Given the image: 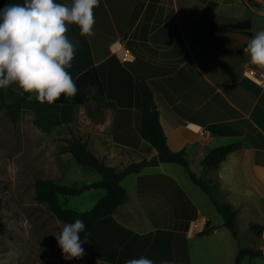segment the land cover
<instances>
[{
    "label": "crops",
    "instance_id": "1",
    "mask_svg": "<svg viewBox=\"0 0 264 264\" xmlns=\"http://www.w3.org/2000/svg\"><path fill=\"white\" fill-rule=\"evenodd\" d=\"M55 2L70 5L72 0ZM9 3L23 5L25 0ZM207 11L211 14L202 19ZM94 12V36H81L75 24L67 26V36L76 48L67 71L75 78L101 65L105 94L99 96L91 87L86 103L58 105L55 112L62 122L49 130L37 125L62 167L59 177L49 178L60 181L69 176L66 163L73 155L62 149L71 131L117 171L134 163L140 167L122 180L127 191L125 201L115 212L100 218L87 240H82L88 255L82 263L126 264L127 260L145 256L154 264H199L193 247L208 239L221 240L230 264H235L244 246L241 232L238 230L239 238L233 236L223 217H217L219 211L210 195L199 185L202 191L196 189L182 165L160 158L156 165L141 164L158 155L138 129L143 81L153 92L170 148L185 150L193 171L216 185V199L239 210L237 227L243 222L257 238L256 244L246 247L262 250L264 256V82L246 75L248 69L260 68L252 65L242 50L256 31L209 32L211 22L232 23L245 18L251 20L253 29L254 20L264 17V3L100 0ZM119 46L130 49V59L120 57ZM9 87L23 91L18 84ZM232 143H238V147L218 167L201 164L212 149ZM161 174L172 177L177 185ZM100 179V173L93 174L85 183ZM73 183L83 184L77 180ZM87 190L96 194L91 205L107 192L105 187ZM194 207L197 217L209 218L208 224L214 227L209 234L188 229ZM251 223L261 225L262 234H255ZM69 263L75 264L71 260Z\"/></svg>",
    "mask_w": 264,
    "mask_h": 264
},
{
    "label": "rangeland",
    "instance_id": "2",
    "mask_svg": "<svg viewBox=\"0 0 264 264\" xmlns=\"http://www.w3.org/2000/svg\"><path fill=\"white\" fill-rule=\"evenodd\" d=\"M255 1L256 0H252ZM258 3V2H257ZM241 7L244 3L241 2ZM251 31L264 30V17L254 20ZM0 89V264H44L53 261L69 263L64 259L55 234L61 232L59 220L36 192V182L40 178L59 177L62 167L57 164L50 141L34 123V110L25 106L17 120L8 111L10 95L2 97ZM69 176L60 183L71 184L77 180L85 183L92 175L99 173L93 168L79 164L72 156L66 163ZM83 180V181H80ZM193 185L202 191L201 188ZM95 192L85 190L81 194L60 196L63 204L76 210H88ZM103 196V195H102ZM100 198V197H99ZM217 217L222 218L220 212ZM238 224V223H237ZM241 242L244 246L256 244V237L239 224ZM224 231L229 233V230ZM252 231L257 234L253 229ZM232 233V231H231ZM259 235V234H257ZM203 239V238H202ZM85 249V246H82ZM80 259H72L75 264L85 263L88 257L84 250ZM193 254L199 264H230L231 258L221 240L195 243ZM204 255V256H203ZM203 256V257H201ZM243 264H264L263 253L245 256Z\"/></svg>",
    "mask_w": 264,
    "mask_h": 264
},
{
    "label": "trees",
    "instance_id": "3",
    "mask_svg": "<svg viewBox=\"0 0 264 264\" xmlns=\"http://www.w3.org/2000/svg\"><path fill=\"white\" fill-rule=\"evenodd\" d=\"M10 6L9 0H0V9ZM211 14L207 11L205 16ZM201 19V20H202ZM252 28V22L249 18L240 19L232 23H216L211 22L209 32H228V31H248ZM104 71L101 65H95L73 78L77 85L78 92L73 98H66L61 95L60 99L54 105L48 103H40L35 99L29 101L28 93L20 92L8 87L2 89V97L10 95L11 99L7 102L8 111L13 120H17L25 106L31 107L36 112L35 124L43 130H49L53 125L58 124L61 119L55 112L58 105L73 103L84 104L89 100V91L91 87H95L99 96H104ZM141 108L139 111L138 129L140 134L153 145L158 152V156L162 162H175L182 165L188 172L191 180L199 185L206 193H208L217 206L218 211L224 219V225L227 226L235 238H239L237 229V220L239 210L229 202H219L214 195L215 184L205 181L191 168L189 155L185 150H172L168 144L163 126L160 122L159 110L155 104L153 92L146 82H141ZM67 144L62 149L63 152H70L75 160L84 166H89L97 170L101 174V179L92 183L85 184H63L53 178H40L36 182V192L39 199L46 202L49 209L56 215L59 220L61 231L63 226L68 223H74L77 218L82 219L86 225L80 238L83 240L94 224L102 217L112 214L125 201L127 196L124 187L123 178L140 167L139 163H134L125 167L122 171H117L112 165L107 164L102 158L97 156L89 147L86 141L71 131V135L64 139ZM238 147V143L223 145L212 149L202 160L204 167L216 168L226 158V156ZM166 179H172L174 185L177 182L167 174H161ZM142 177L140 178V180ZM92 187H105L107 192L101 196L97 202L88 210H76L62 203L60 195L71 196L78 195ZM178 188H180L178 186ZM186 200L191 203L187 198ZM194 217H197V211L194 207ZM257 234H262L263 227L256 223L250 224ZM260 228V229H259ZM214 227L207 226L199 232L200 235L209 234ZM262 254V250L253 247L243 246L239 249L235 264H243L245 256H258ZM189 253H187V259ZM44 264H71L58 262H45Z\"/></svg>",
    "mask_w": 264,
    "mask_h": 264
},
{
    "label": "clouds",
    "instance_id": "4",
    "mask_svg": "<svg viewBox=\"0 0 264 264\" xmlns=\"http://www.w3.org/2000/svg\"><path fill=\"white\" fill-rule=\"evenodd\" d=\"M99 5L100 0H72L70 5L55 0H25L23 5L0 9V89L18 84L29 94V101L49 105H54L61 95L75 97L78 88L67 69L72 67L76 48L67 36V26L75 24L81 36H94V10ZM242 50L252 65L264 71V30L254 32ZM85 228L84 221L77 218L55 234L65 260L84 256L82 244L87 239L82 241L80 233ZM126 264L154 262L141 256Z\"/></svg>",
    "mask_w": 264,
    "mask_h": 264
},
{
    "label": "built area",
    "instance_id": "5",
    "mask_svg": "<svg viewBox=\"0 0 264 264\" xmlns=\"http://www.w3.org/2000/svg\"><path fill=\"white\" fill-rule=\"evenodd\" d=\"M261 1L264 3V0ZM118 49L120 50V57L123 60L130 59L132 53L129 48L119 46ZM246 75L258 83L264 82V71L260 69L250 68L246 71ZM208 222L209 218L206 215H200L190 222L188 229L194 232L202 231L207 226Z\"/></svg>",
    "mask_w": 264,
    "mask_h": 264
},
{
    "label": "water",
    "instance_id": "6",
    "mask_svg": "<svg viewBox=\"0 0 264 264\" xmlns=\"http://www.w3.org/2000/svg\"><path fill=\"white\" fill-rule=\"evenodd\" d=\"M248 33L249 34H252L253 31L248 30ZM158 163H159V157H158V155H155L151 159H147V160H144V161L141 162V164L143 166H152V165H156Z\"/></svg>",
    "mask_w": 264,
    "mask_h": 264
},
{
    "label": "bare ground",
    "instance_id": "7",
    "mask_svg": "<svg viewBox=\"0 0 264 264\" xmlns=\"http://www.w3.org/2000/svg\"><path fill=\"white\" fill-rule=\"evenodd\" d=\"M116 47V46H115Z\"/></svg>",
    "mask_w": 264,
    "mask_h": 264
}]
</instances>
